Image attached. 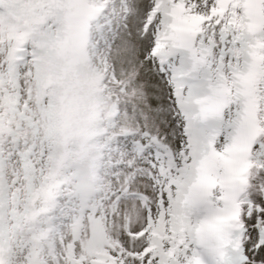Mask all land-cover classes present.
Returning <instances> with one entry per match:
<instances>
[{
  "label": "snow or ice",
  "instance_id": "6c2138e0",
  "mask_svg": "<svg viewBox=\"0 0 264 264\" xmlns=\"http://www.w3.org/2000/svg\"><path fill=\"white\" fill-rule=\"evenodd\" d=\"M0 264H264V0H0Z\"/></svg>",
  "mask_w": 264,
  "mask_h": 264
}]
</instances>
